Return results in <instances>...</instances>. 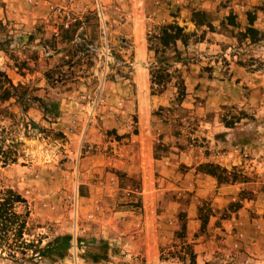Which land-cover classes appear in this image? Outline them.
Segmentation results:
<instances>
[{
    "label": "rangeland",
    "instance_id": "obj_1",
    "mask_svg": "<svg viewBox=\"0 0 264 264\" xmlns=\"http://www.w3.org/2000/svg\"><path fill=\"white\" fill-rule=\"evenodd\" d=\"M250 18L255 44L241 37ZM0 20V70L31 99L26 114L3 107L37 125L18 127L0 188L28 200L27 239H74L64 259L0 264H264L214 232L230 221L243 241V208L264 228V0H0ZM173 23L194 35L177 44L180 105L150 84L147 36ZM189 218L214 239L199 258Z\"/></svg>",
    "mask_w": 264,
    "mask_h": 264
},
{
    "label": "trees",
    "instance_id": "obj_2",
    "mask_svg": "<svg viewBox=\"0 0 264 264\" xmlns=\"http://www.w3.org/2000/svg\"><path fill=\"white\" fill-rule=\"evenodd\" d=\"M205 14L196 12L193 14V22L197 27L208 26L211 23L204 20ZM255 19H249V27L241 35L242 39L252 44L261 40L259 31L253 27ZM233 25L235 23L233 22ZM3 24L0 20V29ZM185 33V29L176 23L158 28L147 36L148 49L154 54L155 61L150 68V84L152 95H163L170 86L176 90V102L180 105L186 97L185 81L176 68L183 64L184 59L177 44L180 42L185 47L191 37ZM199 41L203 38L199 37ZM171 51V55L168 54ZM20 87L13 84L8 75L0 70V167L5 168L18 161V147L21 142L15 138L19 126L24 128H37L27 115L20 119L11 111V105L3 107L12 99L19 105L21 114L28 111L31 99L26 94H19ZM4 121H10L9 126L1 125ZM204 173L216 177L219 183H226L221 177L223 171L219 166L207 164L201 166ZM31 211L28 200L20 193L10 188H0V259H11L13 262H29L37 258L64 259L73 247V236L64 235L56 237L53 241L42 247L41 240H29L28 227ZM185 227H183L184 229ZM94 261H99L97 256Z\"/></svg>",
    "mask_w": 264,
    "mask_h": 264
},
{
    "label": "crops",
    "instance_id": "obj_3",
    "mask_svg": "<svg viewBox=\"0 0 264 264\" xmlns=\"http://www.w3.org/2000/svg\"><path fill=\"white\" fill-rule=\"evenodd\" d=\"M235 216H238L239 221L242 223V227L240 228L239 232L243 236V241L237 242L234 236H232V234L235 235L237 231L231 230L230 221L225 222V224L221 226L222 228L216 229L214 232H222V234L225 233V237H226L225 244L227 243L228 245L232 241V245H229V246H232V247L234 246L235 248L240 249L241 256L243 259H259L260 261H263L264 259V228L260 226V230L256 231L250 228L249 226H247L246 222L247 221L249 222V220H247V210L244 208L240 210ZM241 217H243L242 220H241ZM210 225L212 226V224ZM213 225L215 226V223ZM223 230H225V232H223ZM199 231H200V224L198 220L189 218L186 224V235H187L186 239L189 240V242L194 244L193 246H194L195 253L199 254L198 258L202 257L203 256L202 252L207 251L211 243L214 242V239L210 238L209 242H207L206 244H203L204 237L201 235H199L198 237L196 236ZM145 263L146 264H158L159 259H146Z\"/></svg>",
    "mask_w": 264,
    "mask_h": 264
}]
</instances>
